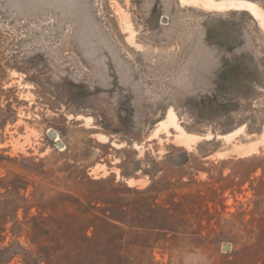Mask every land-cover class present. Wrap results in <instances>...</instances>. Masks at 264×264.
I'll return each mask as SVG.
<instances>
[{"label": "rangeland", "instance_id": "374dc122", "mask_svg": "<svg viewBox=\"0 0 264 264\" xmlns=\"http://www.w3.org/2000/svg\"><path fill=\"white\" fill-rule=\"evenodd\" d=\"M263 123L248 11L0 0V264H264Z\"/></svg>", "mask_w": 264, "mask_h": 264}, {"label": "bare ground", "instance_id": "6f19581e", "mask_svg": "<svg viewBox=\"0 0 264 264\" xmlns=\"http://www.w3.org/2000/svg\"><path fill=\"white\" fill-rule=\"evenodd\" d=\"M180 2L184 3L185 5L199 6L205 10H217L219 12H224L229 10L248 11L252 14L253 18L258 21L261 28L264 30V11L261 9V7L258 4L254 3L252 0H180ZM126 28L128 29L130 28V24L127 22H126ZM128 39L131 43H134L133 33L131 30H130V34L128 35ZM176 116L177 115L175 111L172 108H169L167 114L158 122L154 134H156L161 129H164L166 133H168L169 128L174 127L177 130V133H175V138L185 145H190L198 138L199 139L201 138L199 134H192L190 132H187L178 122ZM241 130L242 127H239L234 131L232 130L226 134L219 135L218 137L229 138L230 136L239 133ZM99 137L106 138V136L103 134H99ZM206 137L209 138L210 135L208 134L206 135ZM262 137L264 139V123H263Z\"/></svg>", "mask_w": 264, "mask_h": 264}, {"label": "water", "instance_id": "95a60500", "mask_svg": "<svg viewBox=\"0 0 264 264\" xmlns=\"http://www.w3.org/2000/svg\"><path fill=\"white\" fill-rule=\"evenodd\" d=\"M49 135H50L52 138H55V132H54V131H49ZM57 144H58L59 146H61V145H62V142L58 140V141H57ZM224 247H225V248H228L229 245H228V244H225Z\"/></svg>", "mask_w": 264, "mask_h": 264}]
</instances>
